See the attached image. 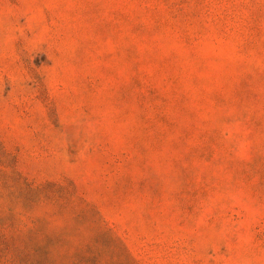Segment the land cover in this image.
<instances>
[{"label": "rangeland", "instance_id": "obj_1", "mask_svg": "<svg viewBox=\"0 0 264 264\" xmlns=\"http://www.w3.org/2000/svg\"><path fill=\"white\" fill-rule=\"evenodd\" d=\"M0 264H264V0H0Z\"/></svg>", "mask_w": 264, "mask_h": 264}]
</instances>
